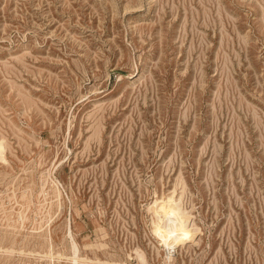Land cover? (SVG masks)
<instances>
[{
  "label": "rangeland",
  "instance_id": "rangeland-1",
  "mask_svg": "<svg viewBox=\"0 0 264 264\" xmlns=\"http://www.w3.org/2000/svg\"><path fill=\"white\" fill-rule=\"evenodd\" d=\"M3 263L264 264V0H0Z\"/></svg>",
  "mask_w": 264,
  "mask_h": 264
},
{
  "label": "bare ground",
  "instance_id": "bare-ground-1",
  "mask_svg": "<svg viewBox=\"0 0 264 264\" xmlns=\"http://www.w3.org/2000/svg\"><path fill=\"white\" fill-rule=\"evenodd\" d=\"M168 203H169L170 207L167 206V207H161V208H162V210L165 213L164 214L165 217L170 219V223L171 224H169L166 228H164V226H163V228H162V226L161 227H157V232H158V235L161 237V239L165 242V245L168 248H173L175 246V244H179V243H182L184 241L186 229L184 228V224H182V223L179 224V225H177V224L175 225L174 224V220H175L174 217H176L178 215V214H176L177 212L180 213V211H179L180 209L177 210V212H176V208L171 207L172 204H170V202H168ZM5 254L6 255L7 254L12 255L11 252H6ZM5 254H2V255L4 256Z\"/></svg>",
  "mask_w": 264,
  "mask_h": 264
}]
</instances>
